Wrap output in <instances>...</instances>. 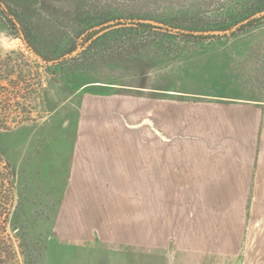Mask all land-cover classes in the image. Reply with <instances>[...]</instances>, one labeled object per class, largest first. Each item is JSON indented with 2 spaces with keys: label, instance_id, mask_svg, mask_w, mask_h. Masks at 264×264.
Returning <instances> with one entry per match:
<instances>
[{
  "label": "rangeland",
  "instance_id": "374dc122",
  "mask_svg": "<svg viewBox=\"0 0 264 264\" xmlns=\"http://www.w3.org/2000/svg\"><path fill=\"white\" fill-rule=\"evenodd\" d=\"M247 1L0 0L6 10H0V264H246L250 248L254 264H264V192L249 202L241 256L232 263L181 254L175 241L171 250L146 251L144 191L132 192V225L113 224V209H76L66 200L84 197L87 204L94 196L96 203L98 193L65 192L79 121H89L88 134H113L88 126L92 117H80L85 104L132 101V137L143 138L160 135L159 105L171 99L166 91L264 102V19L201 41L173 29L194 18L239 13ZM104 19L112 22L91 59L66 56L64 66L54 65L81 29ZM146 19L152 28L132 26ZM20 28L52 63L28 47ZM143 142L132 146L141 150ZM73 210L85 220L91 211L104 223L74 224ZM114 226L119 236L132 235V243L115 240Z\"/></svg>",
  "mask_w": 264,
  "mask_h": 264
},
{
  "label": "crops",
  "instance_id": "0c3cea01",
  "mask_svg": "<svg viewBox=\"0 0 264 264\" xmlns=\"http://www.w3.org/2000/svg\"><path fill=\"white\" fill-rule=\"evenodd\" d=\"M166 93L171 99L159 105L160 135L143 138L132 137V101L118 98L102 108L82 107L80 117H92L89 127H105L113 134H88L89 121H79L65 192L98 194L96 203L94 196L87 204L84 197L66 200L76 209H113V224L132 225V192L144 191L141 243L146 251L171 250L175 241L181 254L232 263L241 256L249 202L264 192V102ZM181 94L211 101L188 104L173 97ZM142 139L143 149L132 146ZM153 193H159L155 200ZM73 212L74 224L104 223L91 211L88 220ZM117 227L114 239L131 244L132 235L119 236ZM253 250L246 253V264L255 263Z\"/></svg>",
  "mask_w": 264,
  "mask_h": 264
},
{
  "label": "trees",
  "instance_id": "16d2710c",
  "mask_svg": "<svg viewBox=\"0 0 264 264\" xmlns=\"http://www.w3.org/2000/svg\"><path fill=\"white\" fill-rule=\"evenodd\" d=\"M244 7L245 9L239 13L228 10L217 15L215 18H209L208 20L194 18L190 19V23H186L187 25H183V22L180 24L176 23V25H173V29L178 33L183 31L189 32L191 37L201 41L202 39L214 38L222 33L237 30L236 28H238L240 24L244 23L249 26L264 19V0H249ZM0 10H3L2 12L6 15V10L1 8V5ZM10 21L13 26L17 25L14 20L11 19ZM111 22L112 20L104 19L97 23H90L86 29H81L78 35L70 43L67 53L54 61V65L56 67L64 66V62L69 61L68 59L62 61L66 56L69 58L81 57L86 61L91 59V55H93L92 53L100 47L101 40L103 39L102 36L107 33ZM151 22L153 21L150 19L137 20L134 23L135 25L132 26L152 28ZM118 24L122 25L123 23L118 22ZM19 30L22 32L23 39L28 47L32 48L42 61L48 64L52 63V61H50L43 53L37 51L31 46L30 37L27 31L21 28ZM133 30L137 31L138 29Z\"/></svg>",
  "mask_w": 264,
  "mask_h": 264
}]
</instances>
